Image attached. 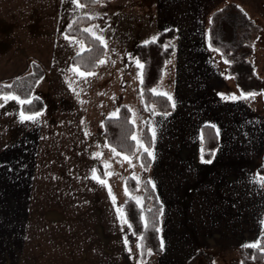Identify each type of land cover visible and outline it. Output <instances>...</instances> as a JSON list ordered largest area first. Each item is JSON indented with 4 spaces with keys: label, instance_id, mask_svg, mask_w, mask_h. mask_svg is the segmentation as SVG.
<instances>
[{
    "label": "crops",
    "instance_id": "obj_1",
    "mask_svg": "<svg viewBox=\"0 0 264 264\" xmlns=\"http://www.w3.org/2000/svg\"><path fill=\"white\" fill-rule=\"evenodd\" d=\"M211 1L158 0L167 21L154 28L175 30L172 57L178 74L174 110L150 119L155 159L146 178L163 206L158 264H185L216 246L239 248L256 241L261 231L264 189L256 183V168L264 152V119L248 117L242 104L249 103L230 99L231 91L224 97L215 84V66L202 56ZM75 9L69 0H0V84L28 73L32 62L45 72L33 91L45 101L36 121L22 122L16 101L0 108V264H135L130 254L136 248L105 243L106 235L115 239L117 231L122 238L116 210L121 205L91 178L100 165L107 180L105 160L114 174L121 169L102 136V122L111 117L107 104H113L111 114L122 104L115 93L106 95L107 79L115 80L117 71L106 73L98 65V75L87 84L68 71L74 54L64 36ZM72 81L81 100L68 87ZM204 124L218 130L211 163L201 158ZM97 152L103 155L94 159ZM256 157L255 179L250 164ZM128 176L123 174L124 185ZM114 179L107 182L115 196ZM134 258L140 263L138 255Z\"/></svg>",
    "mask_w": 264,
    "mask_h": 264
},
{
    "label": "rangeland",
    "instance_id": "obj_2",
    "mask_svg": "<svg viewBox=\"0 0 264 264\" xmlns=\"http://www.w3.org/2000/svg\"><path fill=\"white\" fill-rule=\"evenodd\" d=\"M210 5V10L208 13V17L210 18L212 13L216 10H219L225 6L227 9L225 14H222L221 18H219V26H229L231 31L233 21L238 20V18H246L249 22H247V31L249 33V37L246 42L250 44L252 50L251 55L248 56L247 61H250L254 66L257 74L256 81L258 82V91L255 92L257 95L255 98H250L245 100L249 104L245 105L246 108L243 110L248 117L259 115L264 119V0H212ZM164 8L159 5L158 0H115L110 4L105 2H100L96 5V7L90 9L76 8L74 10V17L77 16H87L92 17V21L84 22L79 21L74 24V29H84V28H93V26H99L93 28L95 32L102 35L108 43L107 53L104 60L107 61L104 65H100L101 69L106 73L111 72L115 74L117 71V78L115 80L113 76L107 79V98L111 97V93H115L116 96L120 98L121 105H126L131 111V119H135L134 124V133L141 139L142 129L146 122V120L152 119L156 116L154 112H150L147 110L145 105L142 103L141 95H140V81L136 79L137 73L140 71L133 59L136 57V48L143 44L145 41L151 40L153 37L157 38L158 30L157 27L154 28V24L157 21L166 24V18L163 15ZM114 17L115 21L109 22V18ZM74 18V19H75ZM210 23V19L208 24ZM206 22V25L208 27ZM205 25V23H204ZM205 28V32L202 35V41L200 44L203 45V54L202 56L208 60V63L213 64L218 74L216 77V87L223 89V94L225 98L230 97V93L232 95H236L237 98L240 97V93L236 87L235 80L232 76H230L228 71V64L225 63L226 59L224 55L211 46L209 40L208 28ZM106 29L101 32L100 29ZM219 28V29H220ZM169 30V29H168ZM221 30V29H220ZM167 31V30H164ZM175 33V30L173 29ZM234 32H236L234 30ZM175 36V34H174ZM219 36L218 34L216 35ZM230 33L223 34V40L220 42L232 43L235 42L238 38H233ZM118 38L129 40L130 44L126 45L125 43L119 42ZM218 40V38L216 39ZM122 41V40H120ZM219 41V40H218ZM172 43H175V37L171 39ZM175 47V45H174ZM72 54H76L79 51L78 45H72L68 52ZM113 61L115 63H113ZM176 59L173 56L170 59V63H167L162 77L157 85L154 87L159 92H167L173 97L176 95V90L178 88L177 82V71L175 69ZM121 69H123L121 71ZM209 76V75H207ZM98 80V79H96ZM110 83V84H109ZM41 86V85H40ZM41 94L42 92L39 90L35 91V94ZM76 93H79L77 95ZM75 95L81 100V93L78 90H75ZM40 96V95H39ZM103 102V98H102ZM253 102V103H252ZM117 104V103H116ZM97 106L99 104H96ZM113 104H107V115H111ZM120 105V106H121ZM201 105V104H200ZM106 107V104H105ZM96 109V108H95ZM95 112H98L94 110ZM239 118H243L242 113H235ZM253 114V115H252ZM244 119V118H243ZM245 120V119H244ZM142 140V139H141ZM261 140H264V125L261 128ZM199 146V145H198ZM197 146V147H198ZM264 149V141L261 143V151ZM142 151V150H141ZM135 155H132V165L128 162H124L122 156H116L117 159L121 160V169L117 174H113L112 181L114 179V194L116 197V206L118 203L121 205L119 208L122 209V205L124 200H119L120 195L125 196V185L123 174L127 173V175L133 177H138L139 182L138 189L135 197H142V181L147 179L149 172L145 171L140 166V161L137 159V156H140L141 152H136V148L134 151ZM112 154V153H111ZM258 157L253 158V162L250 164V172L252 178L255 177V173L252 170L254 160H257ZM107 161V160H105ZM258 161V160H257ZM109 163V160L107 161ZM105 164V162H104ZM110 168H106V172L110 171ZM111 177L106 176L107 180H110ZM258 178V177H257ZM256 179V177H255ZM258 180V179H256ZM257 185L259 184L256 182ZM259 188V185H258ZM260 189V188H259ZM264 189V188H262ZM261 193V191L259 192ZM117 208V207H116ZM117 214H119L117 212ZM121 223L122 228V238L119 237L116 232L115 239L110 238L106 235L105 243L106 244H124L123 242V233L127 230V225H125L122 220L119 221ZM119 225L116 222V229L118 230ZM262 229V226H261ZM162 231V226H161ZM261 232V231H260ZM162 234V232H161ZM136 248V251H131L130 256L133 258L135 264L138 263L134 256L138 255L137 243L133 245ZM210 251L203 250L202 248V256L200 258L195 259L192 264H208V261H212V264H233L239 259L238 248L233 246H216V248L211 247ZM129 255V254H128ZM154 254L148 255L147 263L148 264H158V259ZM190 259H188L189 261ZM187 261V262H188Z\"/></svg>",
    "mask_w": 264,
    "mask_h": 264
},
{
    "label": "trees",
    "instance_id": "obj_3",
    "mask_svg": "<svg viewBox=\"0 0 264 264\" xmlns=\"http://www.w3.org/2000/svg\"><path fill=\"white\" fill-rule=\"evenodd\" d=\"M111 0H101V2L108 3ZM81 4L85 6H96L98 3H93L92 0H79ZM227 6L216 10L212 13L210 17V23L208 27L209 42L211 46L219 50L225 57L226 61H229L228 71L230 76L235 80L236 87L239 93H255L258 91L257 74L254 66L250 61H247L248 56L251 55V46L246 42L249 37L247 31V22H249L244 16L238 18V20L233 21L234 27L232 32L229 26L218 27L219 18L222 14H225ZM74 20L77 22L84 21L90 22L93 19H89L87 16H77ZM221 30H220V29ZM83 29H74L71 32V36L84 41L87 48L91 51H85L81 56L74 54L70 58L71 66L74 63H80L82 66H86L85 70L95 71L98 67V61L105 56L106 48L101 46L98 41L92 39L89 33L82 31ZM234 30L236 32H234ZM67 29L65 30V34ZM230 33L233 38H238L232 43L220 42L223 40V34ZM221 35L222 37H217L216 35ZM174 38L173 29L160 32L154 43L140 44L136 48V57L145 65L144 68V83H140V95L142 103L145 105L147 110L157 114H168L174 109L172 108L171 101H168L166 97L154 95L149 91L154 88L160 81L164 68L166 64L170 61L173 51L174 43L171 39ZM218 38V40H216ZM167 46V47H165ZM45 76L43 69L37 64L32 62L30 65V71L23 76L17 77L12 81L0 84V96L7 93H14L21 96L22 98H34L38 97L33 95V91L36 85ZM12 84V88L4 87V85ZM21 111L26 114H33L35 112H42L45 108V101L43 98L33 99V103L30 105H20ZM118 118L107 117L102 122V136L106 143L110 144L112 147H116L117 150L123 154H128L132 156L135 151V142L130 139L131 135L134 133V124L131 123V111L126 105H121L118 108ZM150 121L146 120L143 129L141 139L145 145L153 148V141L150 132ZM200 150L201 158L203 160H212L214 153L219 145V137L212 125L204 124L200 127ZM203 137V139H201ZM142 152V151H141ZM140 165L144 164L143 169H149L151 165V158L147 157L146 153L139 156ZM97 174L103 177V172L100 165H96ZM256 174L264 175V152L261 156V162L256 168ZM148 179L142 181V198L143 206H139L134 200L126 196L122 209L126 213L129 223L132 227L127 228L123 233V242L125 238L128 240V247L137 244H143L144 248H138V260L145 261L147 263L148 253L147 249H151L152 254L156 256L161 255V234L160 231L157 232L155 229H160L161 221V209L163 210L162 203L158 197L156 190L152 187V184L146 183ZM125 187H127L128 192L131 196H135L137 193L138 184L135 179L128 176L125 179ZM143 217V219H141ZM264 221V215L262 218ZM147 224V228H145ZM262 226V225H261ZM264 227V226H262ZM135 232L137 235H133ZM143 235V241L139 240L138 237ZM261 236V232L258 237ZM258 239V238H257ZM262 245H264V240H261ZM143 253V255H141ZM239 259L233 264H264V254L259 252L257 249H247L238 248ZM202 251H198L193 258H191L185 264H192L195 259H199L202 256ZM255 256L256 259H252ZM208 264H212V261H208Z\"/></svg>",
    "mask_w": 264,
    "mask_h": 264
},
{
    "label": "snow or ice",
    "instance_id": "obj_4",
    "mask_svg": "<svg viewBox=\"0 0 264 264\" xmlns=\"http://www.w3.org/2000/svg\"><path fill=\"white\" fill-rule=\"evenodd\" d=\"M92 2L93 3H100L101 0H92ZM69 3L75 5L76 8L85 7V5L81 4L79 2V0H69ZM88 18L92 19V17H88ZM76 23H77V21L73 20L71 23L68 24L67 33L65 34L64 38L66 40H68L70 45H78L79 46V51H77L76 55L77 56H81L85 51H91V49L86 47L84 41H81V40L77 39L76 37L71 36V32L73 30V25L76 24ZM95 27H99V26H93V28H95ZM93 28H84L82 31L85 32V33H89L93 40L98 41L101 46H103L104 48H107L108 47L107 40L102 35H100L97 32H95L93 30ZM105 30L106 29H103V28L100 29L101 32H103ZM156 39H157L156 37H153L151 40L145 41L144 43L146 45L149 44V43H154L156 41ZM165 47H167V46H165ZM131 59H133L136 67L140 70L137 73L135 78L138 79L141 84H143L144 83V68H145V65L138 58H134L133 57ZM105 63H107V61L104 60V59H101V60L98 61L99 65H104ZM113 63H115V62L113 61ZM168 63H170V61ZM225 63H229V61H225ZM85 69H86V66H82L80 63L77 62V63H74L71 67H69L68 71L73 73L74 76H76L79 79L83 80V82L85 84H87L89 82V78L95 77L98 74L96 72H94V71H88V70H85ZM122 70L123 69H121V71ZM69 80L71 81V77L69 78ZM73 83H75V81H72V82L68 83V87L70 89H72L73 91H75V89L73 88ZM4 87L12 88L13 85L12 84H8V85H4ZM149 91H151V93H153L154 95H159V96L166 97V99L168 101H172V104H171L172 108L173 109L175 108L176 105H175V102L173 100V97L170 94H168L167 92H159L156 88H152ZM76 94L79 95V93H76ZM101 94H103V93H101ZM221 95L223 96V94H221ZM256 95H257L256 93H247V94L241 93L239 99L247 100V99H250V98H255ZM33 99H37L38 100L39 97H34V98L25 97V98H22L21 96L16 95L14 93H7L5 95L0 96V100L4 101V104H0V108H3L5 106V104H7L9 101H16L18 104H20L22 106L23 105H30V104L33 103ZM230 99L236 100L237 96L236 95H232L230 97ZM118 112H119V110L117 109L116 112H113L111 114V117L112 118H118ZM42 114H43L42 112H35L33 114H26L25 112L21 111L19 115H20L21 121L23 122V121H36L37 118L39 116H41ZM130 122L135 124V119H133ZM81 123H83V121H81ZM149 130L151 132V138H152V141H153V144H154V141H155V138H156V130L154 128H150ZM217 133H218V130H217ZM85 135L86 136L90 135V133L85 132ZM130 139L135 142L136 152H141V150H142L141 155L143 153H146L147 157L151 158L152 160L155 159V154H154V151L152 150V147H150L148 145H145L144 142L135 133H133L131 135ZM201 139H203V137H201ZM104 147L105 148H109V150L111 151V153L114 156H122L124 161H126L130 165H132V158L128 154H123V153L119 152L116 147H112L108 143H105ZM201 152H203V149H201ZM102 155H103V153L97 152L93 158L94 159H99ZM133 155H135V153H133ZM139 158L140 157L137 156V159H139ZM202 160H203V157H202ZM203 162L204 163H211L212 161L211 160H203ZM104 166H105V168H111L112 167V165L110 163H108L107 161H105ZM132 166L134 167L135 165H132ZM140 166L143 168L144 164L141 163ZM91 172H92L91 178L93 180H95L97 183H99L101 186H104V187L108 188L109 195L112 197L113 203H115L116 197L114 195H112L111 187L108 185L107 180L102 179L101 176H99L97 174V170L95 168H93L91 170ZM113 174L114 173L111 172V171H108V172L104 173V175H106L108 177H111ZM132 178L136 179L137 182H139L138 177L133 176ZM257 182L260 184L261 188H264V175H259ZM146 183L152 184V187L155 188V184L152 181H147ZM125 195L129 196L130 199L134 200L137 205H139L141 207L143 206V198L142 197L131 196V194L128 192L127 187H125ZM116 210L120 214V218H121L122 222L125 225H127L128 228H131L132 225H131V223H129V221L127 219V216H126V213L123 211V209L118 207ZM161 212H162V209H161ZM141 219H143V217H141ZM261 225L264 226V221H261ZM145 228H147V224H145ZM155 231L159 232L160 229L157 228V229H155ZM132 234L133 235H137L135 232H133ZM138 239L143 241V239H144L143 235H140L138 237ZM261 240H264V227H262V229H261V236L258 237V239L256 241L251 242V243H247V244H242L241 247L242 248H247V249H257L259 252L264 254V245H262ZM124 243L128 244L127 238H125ZM144 247L145 246L143 244H137V248H144ZM162 250H163V240L161 239V251ZM129 251H131V249H129ZM147 253H148V255H151L152 254L151 249H147ZM141 255H143V253H141ZM252 259H256V257L253 256ZM141 264H146V262L145 261H141ZM241 264H244V262L241 261Z\"/></svg>",
    "mask_w": 264,
    "mask_h": 264
}]
</instances>
